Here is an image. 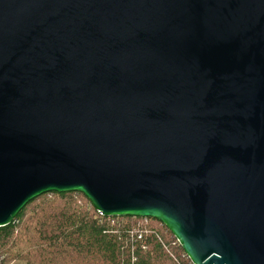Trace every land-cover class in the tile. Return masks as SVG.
I'll return each instance as SVG.
<instances>
[{
  "label": "water",
  "instance_id": "water-1",
  "mask_svg": "<svg viewBox=\"0 0 264 264\" xmlns=\"http://www.w3.org/2000/svg\"><path fill=\"white\" fill-rule=\"evenodd\" d=\"M70 191L264 264V0H0V227Z\"/></svg>",
  "mask_w": 264,
  "mask_h": 264
},
{
  "label": "trees",
  "instance_id": "trees-1",
  "mask_svg": "<svg viewBox=\"0 0 264 264\" xmlns=\"http://www.w3.org/2000/svg\"><path fill=\"white\" fill-rule=\"evenodd\" d=\"M193 264L151 217L100 216L81 192H48L0 227V264Z\"/></svg>",
  "mask_w": 264,
  "mask_h": 264
},
{
  "label": "rangeland",
  "instance_id": "rangeland-1",
  "mask_svg": "<svg viewBox=\"0 0 264 264\" xmlns=\"http://www.w3.org/2000/svg\"><path fill=\"white\" fill-rule=\"evenodd\" d=\"M10 264H25V262L20 261V260H16V261L11 262Z\"/></svg>",
  "mask_w": 264,
  "mask_h": 264
},
{
  "label": "built area",
  "instance_id": "built-area-1",
  "mask_svg": "<svg viewBox=\"0 0 264 264\" xmlns=\"http://www.w3.org/2000/svg\"><path fill=\"white\" fill-rule=\"evenodd\" d=\"M97 211V210H96ZM97 213L100 215V216H103L102 214H101V212L100 211H97Z\"/></svg>",
  "mask_w": 264,
  "mask_h": 264
}]
</instances>
